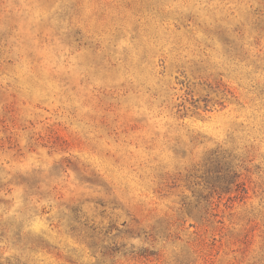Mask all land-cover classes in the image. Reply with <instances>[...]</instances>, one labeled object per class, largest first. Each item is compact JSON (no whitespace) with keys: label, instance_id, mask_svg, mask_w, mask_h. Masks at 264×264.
<instances>
[{"label":"rangeland","instance_id":"374dc122","mask_svg":"<svg viewBox=\"0 0 264 264\" xmlns=\"http://www.w3.org/2000/svg\"><path fill=\"white\" fill-rule=\"evenodd\" d=\"M0 264H264V0H0Z\"/></svg>","mask_w":264,"mask_h":264}]
</instances>
